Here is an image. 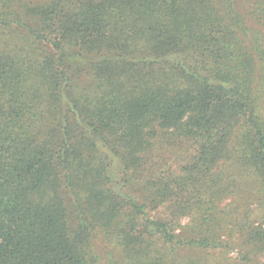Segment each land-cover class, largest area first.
<instances>
[{"label": "trees", "instance_id": "1", "mask_svg": "<svg viewBox=\"0 0 264 264\" xmlns=\"http://www.w3.org/2000/svg\"><path fill=\"white\" fill-rule=\"evenodd\" d=\"M0 264H264V0H0Z\"/></svg>", "mask_w": 264, "mask_h": 264}, {"label": "rangeland", "instance_id": "2", "mask_svg": "<svg viewBox=\"0 0 264 264\" xmlns=\"http://www.w3.org/2000/svg\"><path fill=\"white\" fill-rule=\"evenodd\" d=\"M229 257H231L233 260H238L240 257L239 249H235L230 252Z\"/></svg>", "mask_w": 264, "mask_h": 264}]
</instances>
